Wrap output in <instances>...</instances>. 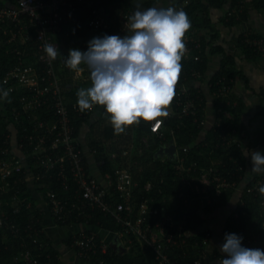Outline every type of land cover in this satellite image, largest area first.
<instances>
[{"label": "trees", "instance_id": "trees-1", "mask_svg": "<svg viewBox=\"0 0 264 264\" xmlns=\"http://www.w3.org/2000/svg\"><path fill=\"white\" fill-rule=\"evenodd\" d=\"M8 1L10 0H0V8L5 7ZM247 1H250L249 7L246 6ZM158 2L159 0H83L76 4L73 23L69 24L55 38V41L57 40L60 45V55L54 60V64L60 76L65 96H72L68 92L72 87L74 88L75 84L84 89L91 87L90 75L85 76L90 71L83 64L80 67L84 70V76L80 83L75 82L74 84L73 77L77 71L70 69L65 64L69 49L87 51L88 42L91 39L103 37L105 34L111 36L119 29L121 14L134 13L137 5L143 11L154 7ZM225 5L229 6V10L221 21L226 26H235L246 22L250 7L258 11L264 10V0H181L173 5L181 7L187 14L191 28L186 33L200 42L198 49L190 43L193 54L191 59H187L183 55L180 61L181 72L175 85L176 87L188 85V90L185 93L187 99L193 103L188 112H183L186 101L185 94L178 98L179 89L176 88L169 107L170 114L167 117L159 118L162 121L160 134L151 133L149 129L151 121L143 119L139 124L127 126L126 131L121 134L114 132L111 123L103 125L101 120H99V125L94 123L89 130V146L95 151L93 154L102 175H109L112 180H115L116 170L122 168L129 170L132 174L135 184L132 202L136 216L142 202L149 200L150 208H156L159 211V215L148 217L151 223L155 224L166 216H172L175 221L186 222V228L193 229L196 233V236L187 239V246L174 248L170 251V257L177 261V264H190L199 257L207 256L211 245L210 238L207 244L197 248L194 246L195 243L201 244L207 233L212 238V231L205 228V217L213 214L217 209L224 208L229 203L235 190L244 183L248 167L245 155H243L244 151L235 138L236 133L243 128L240 125V120L244 104L233 92L235 83L238 80L246 81V77L243 72L238 70L235 56L228 54L222 46L215 45L219 39V33L211 21V9H222ZM93 8L103 11L114 21L109 31L102 33L88 28L87 23ZM204 29L209 30L207 37L203 32ZM262 38L264 37L252 31L239 37L237 47L247 60L253 62L264 60V54L248 42V40ZM82 44L86 48H83ZM15 47V45L0 43V75L5 74L17 62L11 52ZM30 47L33 46L30 45ZM208 55L221 57L220 68L208 79L215 112V121L210 128L207 116V99L199 85L207 80L205 78H207ZM195 82L198 86L195 85ZM223 84L230 88L226 96L220 92ZM16 99L15 94L4 99L5 110L0 113V202L5 215L9 218L8 223L15 226L12 228L10 225H4L0 228V264H24L21 261H15V258L25 251H31L33 256L41 254L45 257L47 254H51L54 258L59 255L43 231L42 213L36 208L27 187L26 176L29 167L35 176L41 171L35 166L36 159L28 157V168H19L16 165L19 160L12 154L11 145L4 144L5 137L10 133L9 124L14 122L9 114L11 108L16 105ZM68 100L73 113V103L76 101L75 99ZM72 115L77 129L76 136H79L83 124L88 122L90 115L82 118L75 113ZM228 115H233L234 118ZM133 132L135 133L134 139L132 138ZM20 136L19 131V138ZM111 139H116V142ZM259 140L264 146V133L259 136ZM171 141L177 147L178 157L175 160L156 158L155 154L159 148L167 146ZM124 151H128V154L124 155ZM24 153L29 154L30 150L26 148ZM4 160L9 166H4ZM84 160L86 169L89 170L86 157ZM218 161H221L222 164ZM211 167L217 168L220 171L219 175L230 179L235 183V187L223 190L219 196L215 192H209L211 202L208 203L204 199L205 195L193 192V187L198 184L196 181L198 173ZM5 169H11V173L6 179H3V170ZM255 179L264 181V178L248 179L244 184L245 190L226 220L223 232L224 237L225 234L233 233L242 236L244 247L264 250V210L261 205L263 196L261 192H247V189L254 187ZM38 184L55 189L60 187V184L56 183V178H47ZM148 184L151 187L146 190ZM39 187L45 194L46 189L42 186ZM74 187H76L75 184ZM109 192L116 201H121L118 194H115L114 186L110 187ZM55 223L59 226L85 223L97 229V233L102 230L116 233L120 230L112 218L98 211H88L84 218H77L74 215L64 222ZM174 231L175 229H173V233ZM87 233L90 231L82 234ZM99 235L102 237L101 234ZM79 237V234L71 237L66 245L72 246L73 241ZM114 237H112L107 253L100 254L98 252L90 264H101L100 262H103L102 264H154V255L149 248L143 247L137 241L131 246L119 245ZM33 238L37 240V243H34ZM41 245H43L42 248ZM57 261L58 264H61V261Z\"/></svg>", "mask_w": 264, "mask_h": 264}, {"label": "built area", "instance_id": "built-area-1", "mask_svg": "<svg viewBox=\"0 0 264 264\" xmlns=\"http://www.w3.org/2000/svg\"><path fill=\"white\" fill-rule=\"evenodd\" d=\"M81 1L83 0H10L5 7L0 8V43L16 46L11 52L17 62L5 74L0 75V89L7 90L9 96L15 94L17 98L16 105L11 108L9 114L17 126V148L21 151L29 149V157L36 159L35 166L41 171L34 175V182L46 189L44 198L54 222H64L74 215L77 218H84L88 211L101 212L112 218L120 228L118 232L113 233L119 245L131 246L137 241L152 251L154 264H177V261L170 257V251L187 246V239L196 236L194 230L187 229L186 222L175 221L172 216H166L158 223H151L148 217L159 215V211L150 208L149 200L142 202L136 216L132 202L135 184L129 170L117 169L115 180L107 175L108 185H104L86 169L85 156L79 136H76L77 129L72 114L75 113L81 118L89 116L98 105H94L91 110L81 111L75 103L72 113L54 60H51L44 51L45 44L56 46L59 51L55 38L73 23L76 4ZM173 8L182 9L176 6ZM133 14L128 12L119 16L120 26L113 35L122 36L127 32L126 25ZM113 23L114 21L103 11L93 8L87 25L93 31L104 33L111 29ZM183 39L186 48L184 55L191 59L193 54L190 43L198 49L200 42L187 33ZM248 42L264 54V38ZM32 57L35 63L31 61ZM81 74L80 71L75 73ZM184 86H175L174 89H179L178 98L185 94L183 112H188L193 103L187 99ZM229 91L228 85L223 84L221 94L226 96ZM161 130L162 121L153 120L150 125L151 133L160 134ZM4 144L11 145L9 134L5 137ZM123 154L127 155L128 151H124ZM5 165L8 164L4 160ZM16 165L24 168L20 160ZM10 173L11 169L3 170V179ZM219 174L220 171L214 167L201 170L193 192L205 195L204 199L210 203L209 192H215L219 196L223 190L235 187V183ZM47 178H56V183L60 184V187L55 189L38 184ZM254 182V187L247 189L248 193L261 192L263 180L255 179ZM111 186H114L115 194H118L121 201H116L109 192ZM150 187L148 184L146 190ZM262 196L261 205L264 210V193ZM8 219L0 202V228L4 225L15 228L12 223H8ZM208 239L211 240V235L207 233L203 242L195 243L194 246L197 248L207 244ZM34 243H37L36 239ZM69 247L75 250V255L85 264H90L98 252L106 254L109 245L97 232L90 231L76 238ZM203 257L190 264H203ZM57 260L61 261L60 254L54 258L51 254L45 257L41 254L33 256L31 251H25L15 258V261L24 264H58Z\"/></svg>", "mask_w": 264, "mask_h": 264}, {"label": "clouds", "instance_id": "clouds-1", "mask_svg": "<svg viewBox=\"0 0 264 264\" xmlns=\"http://www.w3.org/2000/svg\"><path fill=\"white\" fill-rule=\"evenodd\" d=\"M126 27L123 37H94L87 51L69 49L65 60L72 70L83 71V64L90 71L91 87L77 92L79 109L104 106L116 134L141 119L153 121L169 115L186 51L183 38L191 22L182 9L149 7L142 11L137 5ZM44 51L51 60L60 55L51 44H45ZM8 96L7 90L0 89V99ZM243 155L251 157V173L264 174V154L245 149ZM260 191L264 193V187ZM225 241L220 251L227 258L220 264H264V250L244 247L242 236L225 234Z\"/></svg>", "mask_w": 264, "mask_h": 264}, {"label": "crops", "instance_id": "crops-1", "mask_svg": "<svg viewBox=\"0 0 264 264\" xmlns=\"http://www.w3.org/2000/svg\"><path fill=\"white\" fill-rule=\"evenodd\" d=\"M181 0H159L157 8H169L172 5L179 3ZM249 2H246V6L249 7ZM229 10V6L225 5L222 9H211V21L213 27L219 33V39L215 42V45L222 46L228 54L234 55L236 58V63L238 70L243 72L246 77V81L238 80L233 88V92L243 101L244 109L241 114L240 131L236 133V141H238L243 149L249 152L260 151L264 154V146L259 140V136L264 133V60L259 61H249L244 57L242 51L237 47V41L239 37L252 31L264 37V10H255L250 7L248 12V20L242 22L235 26H226L222 23V18L225 13ZM208 29H204L203 32L207 37ZM127 32L125 33V35ZM83 41L82 39H80ZM221 57L219 55H208V69H207V79L205 82H201L202 91L204 92L207 99V116L208 123L211 124L215 121V112L213 110V97L210 95L208 87V79H210L220 68ZM81 75H75L73 77V82H79L84 76V70L80 71ZM90 72L85 74L89 76ZM82 83V82H81ZM196 83V82H195ZM198 86V84H195ZM71 87V86H70ZM79 88L78 84L74 85V88L70 89L68 94L72 96H66V101L68 99H75L77 103L78 97L77 92ZM169 109V108H168ZM5 110L4 99H0V113ZM103 120V124L110 123V115L105 111L104 106L98 105L94 113L90 115L87 123L83 125L79 133V141L86 157V161L89 167L90 173L102 184L108 185V179L103 176L98 162L96 161L95 155L92 153V149L89 146V130L90 127L95 123L98 124ZM152 122V121H151ZM151 125V124H150ZM150 129V127H149ZM9 136H11V152L12 154L20 160L23 167L28 168L27 158L28 154L24 153L17 148V126L16 124L10 123ZM134 132L132 138L134 139ZM136 139V138H135ZM112 140V139H111ZM116 142L115 140H112ZM247 162V171L244 179V183L235 190L232 195V199L229 203L222 209H217L213 214L206 216L205 228L210 229L212 232L211 241H213L212 248H209L207 256L203 257V264H220L222 259L227 258L226 254L220 251L221 246L216 240H213V236H221L222 240L225 241L224 237V227L226 220L235 208L236 203L239 201L243 190H245V183L248 179L252 180L254 178H264V174H254L250 170L252 168V162L250 155L245 156ZM164 159V158H160ZM124 169V168H122ZM27 187L30 190L33 202L36 208L42 213L43 218V231L48 239L51 241L53 247L58 251L61 258L62 264H85L81 259H79L75 254V250L66 245V242L70 240L71 237L76 235H81L84 232L92 231L96 232L97 229L91 227L85 223H72L68 226L57 225L48 209L47 202L44 198V191L34 182V174L30 167L27 171L26 176ZM102 232V231H101ZM104 232V231H103ZM217 258V259H216Z\"/></svg>", "mask_w": 264, "mask_h": 264}, {"label": "rangeland", "instance_id": "rangeland-1", "mask_svg": "<svg viewBox=\"0 0 264 264\" xmlns=\"http://www.w3.org/2000/svg\"><path fill=\"white\" fill-rule=\"evenodd\" d=\"M173 6V5H172ZM171 6V7H172ZM184 40V39H183ZM56 42H57V40H56ZM57 44H58V46L60 47V45H59V43L57 42ZM82 47L83 48H86L85 47V45L84 44H82ZM31 61L33 62V63H35V59L32 57L31 58ZM190 86V85H189ZM184 89L187 91L188 90V85L187 86H184ZM168 110V112H169V109H167ZM169 114H170V112H169ZM229 117H231V118H234V116L233 115H228ZM159 119V118H158ZM102 122H103V120L101 121V124H102ZM110 123H107V124H103V125H109ZM99 125V124H98ZM218 163H221L222 164V162L221 161H218ZM261 187H264V181L262 182V186ZM98 233L99 234H101V238L102 239H104V242L107 244V245H110L111 244V242H112V236H113V233L111 232V231H104L103 232V230H102V232L101 231H98ZM213 240H216V242L217 243H219V245L220 246H222V244L224 243V241L222 240V237L221 236H216V235H214L213 236ZM212 246H213V241H211V245H210V248H212ZM217 259V258H216Z\"/></svg>", "mask_w": 264, "mask_h": 264}, {"label": "water", "instance_id": "water-1", "mask_svg": "<svg viewBox=\"0 0 264 264\" xmlns=\"http://www.w3.org/2000/svg\"><path fill=\"white\" fill-rule=\"evenodd\" d=\"M177 147L173 141H171L167 146H162L156 152V158H168L175 160L177 158Z\"/></svg>", "mask_w": 264, "mask_h": 264}]
</instances>
